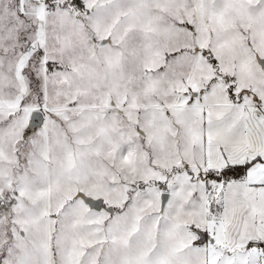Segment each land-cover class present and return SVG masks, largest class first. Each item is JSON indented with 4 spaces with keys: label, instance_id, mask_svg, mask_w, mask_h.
I'll use <instances>...</instances> for the list:
<instances>
[{
    "label": "snow or ice",
    "instance_id": "obj_1",
    "mask_svg": "<svg viewBox=\"0 0 264 264\" xmlns=\"http://www.w3.org/2000/svg\"><path fill=\"white\" fill-rule=\"evenodd\" d=\"M0 264H264V0H0Z\"/></svg>",
    "mask_w": 264,
    "mask_h": 264
}]
</instances>
